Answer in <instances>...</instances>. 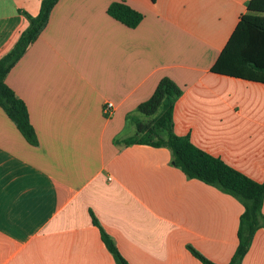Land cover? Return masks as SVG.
<instances>
[{"label":"crops","instance_id":"1","mask_svg":"<svg viewBox=\"0 0 264 264\" xmlns=\"http://www.w3.org/2000/svg\"><path fill=\"white\" fill-rule=\"evenodd\" d=\"M42 1L0 0V58ZM113 2L143 13L140 24L110 16ZM249 2H57L6 77L39 144L0 106V264H117L94 217L129 264H203L189 246L230 262L242 200L188 177L168 147L118 140L168 77L183 90L174 131L264 182V83L212 71ZM241 264H264V227Z\"/></svg>","mask_w":264,"mask_h":264},{"label":"trees","instance_id":"2","mask_svg":"<svg viewBox=\"0 0 264 264\" xmlns=\"http://www.w3.org/2000/svg\"><path fill=\"white\" fill-rule=\"evenodd\" d=\"M58 1L43 0L36 16L24 12L29 25L14 47L0 58V106L15 122L26 140L34 146L39 144V139L31 123L28 107L7 84L6 77L47 26L51 11ZM107 12L131 28L137 27L144 17L143 13L125 2H113ZM212 71L264 83V0H250L248 12L241 16ZM182 93V88L173 80L162 78L153 95L139 104L136 112L131 115L135 124L134 134L118 142L168 147L172 152L173 164L188 177L216 185L240 198L244 211L240 217L238 245L228 264H241L255 233L264 227V182L250 178L222 158L198 147L189 135H178L174 131L175 104ZM94 222L100 227L102 240L117 264H129L95 217ZM189 249L203 264H216L192 246Z\"/></svg>","mask_w":264,"mask_h":264},{"label":"built area","instance_id":"3","mask_svg":"<svg viewBox=\"0 0 264 264\" xmlns=\"http://www.w3.org/2000/svg\"><path fill=\"white\" fill-rule=\"evenodd\" d=\"M114 109V103L113 102H107L103 108L104 114L106 116H111Z\"/></svg>","mask_w":264,"mask_h":264}]
</instances>
